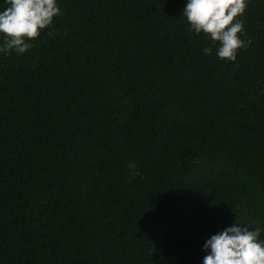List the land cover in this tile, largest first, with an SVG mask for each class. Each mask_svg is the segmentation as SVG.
Masks as SVG:
<instances>
[{
    "label": "trees",
    "instance_id": "trees-1",
    "mask_svg": "<svg viewBox=\"0 0 264 264\" xmlns=\"http://www.w3.org/2000/svg\"><path fill=\"white\" fill-rule=\"evenodd\" d=\"M184 3L58 0L0 53V264H200L236 216L264 225V0L235 61Z\"/></svg>",
    "mask_w": 264,
    "mask_h": 264
},
{
    "label": "clouds",
    "instance_id": "clouds-1",
    "mask_svg": "<svg viewBox=\"0 0 264 264\" xmlns=\"http://www.w3.org/2000/svg\"><path fill=\"white\" fill-rule=\"evenodd\" d=\"M248 0H185L181 15L189 31L204 34L215 45L221 60L235 61L239 49L247 47L243 16ZM61 14L58 0H4L0 6V53L23 55L33 46L41 30L51 29L54 16ZM205 46L202 52L212 54ZM135 169L134 162L128 164ZM200 264H264V225L242 219L213 232L202 243Z\"/></svg>",
    "mask_w": 264,
    "mask_h": 264
}]
</instances>
